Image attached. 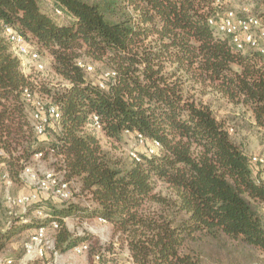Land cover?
<instances>
[{"label": "trees", "instance_id": "obj_1", "mask_svg": "<svg viewBox=\"0 0 264 264\" xmlns=\"http://www.w3.org/2000/svg\"><path fill=\"white\" fill-rule=\"evenodd\" d=\"M44 1L48 7L0 0V256L17 240L10 257L17 264L26 241L47 226L59 252L88 243V264H122L118 247L127 248L131 264H264V166L235 137L264 133V55L243 50L210 23L230 10L225 1ZM8 26L50 57L58 85L42 81L45 68L23 63ZM87 59L115 70L116 82L100 87L105 70L89 79L92 72L78 65ZM26 89L62 114L43 135ZM94 114L101 129L92 125ZM139 134L160 141V152L149 154ZM37 153L71 188L79 183L78 199L59 198L46 218L33 215L46 212L41 193L26 213L7 201L9 184L24 182ZM6 208L15 222L6 220ZM69 217L103 218L114 239L104 244L90 231L76 234ZM49 262L48 248L30 264Z\"/></svg>", "mask_w": 264, "mask_h": 264}, {"label": "built area", "instance_id": "obj_2", "mask_svg": "<svg viewBox=\"0 0 264 264\" xmlns=\"http://www.w3.org/2000/svg\"><path fill=\"white\" fill-rule=\"evenodd\" d=\"M226 1V0H217ZM59 13L60 10H57ZM210 23L214 26L217 32L228 36L229 39L243 50L247 48H254L264 55V25L261 19L255 15H243L239 16L234 10H229L219 20L215 18L210 19ZM7 35L13 44V48L20 56L24 64H31L38 70L45 68V62L43 56L37 51V46L31 44L24 36L22 32L15 28L8 26L6 28ZM78 65L88 72H93L95 67L86 63L84 60H79ZM117 72L109 69L101 73L99 85L101 88H108L111 84L116 82ZM26 99L29 103L34 105L33 122L35 130L43 135L45 133L47 125H50L52 121L58 120L62 117L59 106L57 104H48L41 97L35 95L30 90H25ZM92 125L96 129H101V119L99 115L94 114L92 116ZM126 130V133H129ZM138 141L140 145L147 143V150L149 154H157L161 150V142L158 140H152L148 142L145 136L139 134ZM132 157L140 160V157L136 151L131 152ZM42 153L35 155L36 159H40ZM253 161L260 163L264 166V156H254ZM22 177L29 183L34 185V191L22 195L19 197H13L9 193L7 194V201L10 207L20 205L26 211L27 205L39 198V193L51 190L54 195L62 200L71 199L73 196V190L71 184L68 181H64L62 177L58 176L54 171H49L40 176L34 171L31 165L24 168ZM36 214L42 218H46L48 214L41 209L36 211ZM100 221L106 222L105 219L100 218ZM51 226L58 227L57 221H52ZM26 253L18 261L17 264H30L37 258L44 257L46 249H52L54 252V262L52 264H59L56 262L60 256V252L54 247V240L48 239L47 226H40L35 233L25 243ZM89 249V244L86 242L80 243L73 248L74 253L83 254ZM98 258V257H97ZM13 258L1 259L0 264H14ZM131 264V263H126Z\"/></svg>", "mask_w": 264, "mask_h": 264}, {"label": "rangeland", "instance_id": "obj_3", "mask_svg": "<svg viewBox=\"0 0 264 264\" xmlns=\"http://www.w3.org/2000/svg\"><path fill=\"white\" fill-rule=\"evenodd\" d=\"M45 4L46 2L43 0V6L48 7V5H45ZM222 4L225 9L234 10L239 16L249 14V15H258L261 17V15L259 14V11L261 9H264V0H226ZM261 18L264 23V16ZM87 60L90 62V64H92L95 67V71L88 74L87 76L89 79H92L93 81H97V79L100 76V73L103 70L108 69V67L101 61H93L90 59H87ZM44 62H45V69L40 72V77L42 81H44L45 83H48L51 86L58 85L62 81V79L61 77L56 75L54 71L52 70L51 64H50V57L48 55H44ZM225 110L226 109L221 110L220 113L221 114L224 113ZM235 137L236 139H238V141H243V145L244 147H246L250 155L264 156V133L263 132H257L256 130L254 131L240 130L239 134H237ZM134 143L135 141L133 138H128V147L130 146L133 147ZM31 166L33 167L34 171H36L37 174H39L40 176H42L43 174L49 171L56 170L55 172H58L57 166L54 165L51 160L42 161L40 159H37L36 162L32 164ZM23 181L24 182L20 184L19 183L9 184V188H7V191L11 194L17 195V193H25L35 188L31 182L28 183L24 178H23ZM78 188H79V183L77 181H73L72 189L74 190V195L72 199L68 200L67 202L78 199L76 195L77 191H79ZM40 193L39 194L42 195L43 197V202H45L44 206L46 207L45 211L47 214L48 212L51 211L49 210L47 206H51V205L59 206L58 204L59 203L58 201H60L59 198L55 197L53 194H51L48 191L43 190ZM2 195H3V191L0 188V197ZM46 196L47 198H45ZM48 197L50 198L48 199ZM15 211H18L19 213H26L27 210L24 211L23 207H21L18 210L15 209ZM33 215H37L36 212L33 213ZM6 220L7 221L12 220L13 222H15L13 216L9 217V215L7 214V208H6ZM66 220H67L69 228L72 230V232L76 234H83L85 231H90L96 234L98 238L101 240V242L104 244H109L112 241V239H114V235H113L114 231H113L112 225L108 222H103L96 218H87L81 221L78 218L69 217V218H66ZM21 221L23 222L30 221V216H24L23 219H21ZM50 236H51V231H50V235L48 234V239L50 238ZM115 241H116V245L119 246L120 242H118L116 239ZM18 244H19L18 241L14 240L7 247V249L1 254L0 258L2 257L3 259L4 257L5 258L6 257L7 258L16 257V252H17L16 248ZM118 249L123 259L122 264L131 263V260L129 258L130 257L129 251L127 250V248L118 247ZM85 258H87L86 253L85 254L83 253V255L82 254L74 255V251L73 249H71V251H69V253L67 254L60 252V256L57 258L56 262L59 264H81L85 261Z\"/></svg>", "mask_w": 264, "mask_h": 264}, {"label": "crops", "instance_id": "obj_4", "mask_svg": "<svg viewBox=\"0 0 264 264\" xmlns=\"http://www.w3.org/2000/svg\"><path fill=\"white\" fill-rule=\"evenodd\" d=\"M69 251H71V250H69ZM69 251L65 252L64 254L69 253ZM85 253H86V255H87V258H85V261H84L83 263H81V264H88V254H87V252H85ZM85 253H84V254H85ZM74 255H76V253H74ZM82 255H83V254H82ZM48 264H51V263L49 262Z\"/></svg>", "mask_w": 264, "mask_h": 264}]
</instances>
